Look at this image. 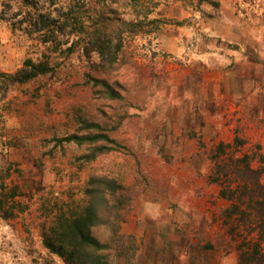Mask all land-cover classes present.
<instances>
[{
    "label": "rangeland",
    "instance_id": "rangeland-1",
    "mask_svg": "<svg viewBox=\"0 0 264 264\" xmlns=\"http://www.w3.org/2000/svg\"><path fill=\"white\" fill-rule=\"evenodd\" d=\"M74 3L0 0V73L44 54L55 69L0 91V185L16 192H4L0 264H63L44 248L41 227L71 190L85 199L89 174L124 188L114 264H238L250 230L228 232L231 202L210 175L224 144L225 158L250 156L264 186V0L108 1L121 20L140 25L122 36L118 67L105 75L115 97L86 83V73L97 75L81 46L51 53L32 33L28 12L76 14ZM75 31L62 50L81 36ZM86 133L108 135L111 153L85 164L76 158L89 155L86 145L57 146ZM93 234L107 240L108 230Z\"/></svg>",
    "mask_w": 264,
    "mask_h": 264
},
{
    "label": "trees",
    "instance_id": "trees-1",
    "mask_svg": "<svg viewBox=\"0 0 264 264\" xmlns=\"http://www.w3.org/2000/svg\"><path fill=\"white\" fill-rule=\"evenodd\" d=\"M81 6L70 0L77 8L76 14L71 9L66 10L60 16H52L51 13L35 11L30 16V27L32 33L38 36L41 44L47 45L51 53L61 51L71 55L78 47H82L85 57L88 59L90 70L95 72L85 74L87 84L101 86L106 94L111 97L117 96L109 87L105 75H110L118 67V55L122 45V36L125 33H137L140 25L134 22L121 20L116 11L111 9L107 2L116 0H77ZM28 0H23L26 4ZM27 5V4H26ZM83 14H82V13ZM86 18L84 23L81 18ZM80 20L81 26L76 29ZM79 24V23H78ZM72 25L70 32H65L67 26ZM81 32L76 41L69 44V36L72 33ZM60 35L62 38H60ZM96 60L92 61V57ZM55 73L51 67L48 57L37 59H26L23 66L14 73H0V91L5 96L12 86L29 84L43 77ZM101 75V76H99ZM85 128L100 127L94 123L84 122ZM61 146L63 142L74 143L78 146L86 145L89 155L76 158L89 164L96 158L108 155L112 151L109 144H116L106 134H72L63 139L56 140ZM54 146V147H57ZM228 145L219 144L212 160L214 161L210 179L222 186L220 197L231 202L225 217L229 225L228 232L239 236L240 228L249 229L251 236L243 237L238 245V264H264L262 245L264 244V186L261 183L262 171L251 166V158L244 155L240 158H225V149ZM53 147V149H54ZM52 154V152H50ZM89 179L84 187V197H73L71 190L67 201L63 204L64 209H59L54 220L41 227V237L44 248L54 256L61 259L63 264H114L112 253L113 243L118 240L120 229V209L123 207V185L116 178L89 174ZM0 213L7 217L4 210L6 196L4 192L9 190V197L13 198L16 192L12 188L0 185ZM237 222L230 224L229 222ZM231 220V221H230ZM108 230L107 240H100L94 236L95 229ZM55 264V263H51Z\"/></svg>",
    "mask_w": 264,
    "mask_h": 264
},
{
    "label": "crops",
    "instance_id": "crops-1",
    "mask_svg": "<svg viewBox=\"0 0 264 264\" xmlns=\"http://www.w3.org/2000/svg\"><path fill=\"white\" fill-rule=\"evenodd\" d=\"M207 84H209V82H208ZM211 84H212V83H211ZM213 84H218V83L214 82Z\"/></svg>",
    "mask_w": 264,
    "mask_h": 264
}]
</instances>
